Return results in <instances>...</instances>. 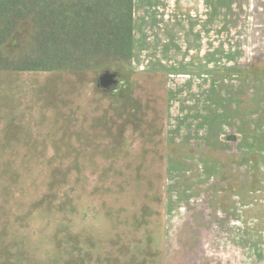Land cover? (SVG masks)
I'll use <instances>...</instances> for the list:
<instances>
[{
    "label": "rangeland",
    "instance_id": "obj_1",
    "mask_svg": "<svg viewBox=\"0 0 264 264\" xmlns=\"http://www.w3.org/2000/svg\"><path fill=\"white\" fill-rule=\"evenodd\" d=\"M0 264H264V0H134L131 68L0 70Z\"/></svg>",
    "mask_w": 264,
    "mask_h": 264
},
{
    "label": "trees",
    "instance_id": "obj_2",
    "mask_svg": "<svg viewBox=\"0 0 264 264\" xmlns=\"http://www.w3.org/2000/svg\"><path fill=\"white\" fill-rule=\"evenodd\" d=\"M134 0H0V70L132 66Z\"/></svg>",
    "mask_w": 264,
    "mask_h": 264
}]
</instances>
